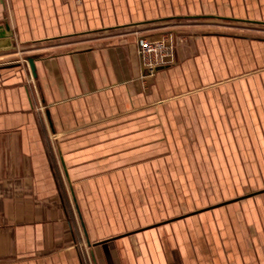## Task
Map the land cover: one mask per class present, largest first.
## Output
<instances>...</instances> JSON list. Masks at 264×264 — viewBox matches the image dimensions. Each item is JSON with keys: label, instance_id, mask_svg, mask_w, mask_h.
Returning a JSON list of instances; mask_svg holds the SVG:
<instances>
[{"label": "crops", "instance_id": "crops-1", "mask_svg": "<svg viewBox=\"0 0 264 264\" xmlns=\"http://www.w3.org/2000/svg\"><path fill=\"white\" fill-rule=\"evenodd\" d=\"M247 8L264 0H0L11 30L0 58L26 53L36 73L0 62V264L98 262L94 240L109 231L94 217L95 192L105 206V187L127 185L131 142L146 138L148 120L170 121L179 97L228 74L264 71L259 44L229 51L211 35L183 36L173 63L146 79L137 38ZM109 168L119 172H99ZM154 233L144 236L151 248L162 244Z\"/></svg>", "mask_w": 264, "mask_h": 264}, {"label": "rangeland", "instance_id": "rangeland-1", "mask_svg": "<svg viewBox=\"0 0 264 264\" xmlns=\"http://www.w3.org/2000/svg\"><path fill=\"white\" fill-rule=\"evenodd\" d=\"M211 12L164 27L173 29L164 35L139 36L136 48L145 38L164 44L158 55L169 50L152 71L143 65L144 77L173 63L179 37L211 35L229 51L264 47V23L248 21H264V9ZM13 53L0 62L26 65V53ZM221 82L186 93L189 104L179 97L170 121L148 120L146 138L131 142L127 185L105 187V206L95 192L94 217L109 233L94 240V264H264V71L243 70ZM68 205L76 225L75 206ZM154 231L162 244L151 248L144 236Z\"/></svg>", "mask_w": 264, "mask_h": 264}, {"label": "built area", "instance_id": "built-area-1", "mask_svg": "<svg viewBox=\"0 0 264 264\" xmlns=\"http://www.w3.org/2000/svg\"><path fill=\"white\" fill-rule=\"evenodd\" d=\"M163 46L164 44L161 41H159V43L154 46L149 41L145 40V38H140L138 40V54L143 62V65L147 67L148 70L152 71L158 61L166 60L169 58L168 49L158 55V51H163Z\"/></svg>", "mask_w": 264, "mask_h": 264}, {"label": "water", "instance_id": "water-1", "mask_svg": "<svg viewBox=\"0 0 264 264\" xmlns=\"http://www.w3.org/2000/svg\"><path fill=\"white\" fill-rule=\"evenodd\" d=\"M239 20H243V19H239ZM248 21H255V22H259V23H264V21H257V20H248ZM11 34V30L9 28V26L7 24H5L3 27L0 26V38H3V37H7ZM10 46L9 43H0V47H8ZM26 60L28 62V65H29V68H30V71L32 73L33 76H35V64H34V58L29 56V57H26ZM75 201V199H74ZM76 209L77 208V205H76Z\"/></svg>", "mask_w": 264, "mask_h": 264}]
</instances>
